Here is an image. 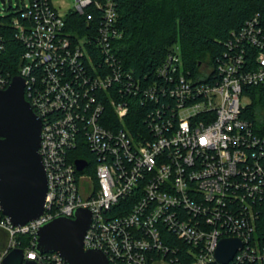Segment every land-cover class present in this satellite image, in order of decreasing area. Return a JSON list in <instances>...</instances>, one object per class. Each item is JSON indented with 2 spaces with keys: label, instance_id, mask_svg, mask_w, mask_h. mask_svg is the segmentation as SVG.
I'll list each match as a JSON object with an SVG mask.
<instances>
[{
  "label": "built area",
  "instance_id": "2783aa9c",
  "mask_svg": "<svg viewBox=\"0 0 264 264\" xmlns=\"http://www.w3.org/2000/svg\"><path fill=\"white\" fill-rule=\"evenodd\" d=\"M118 1L75 0L62 15L55 0H30L13 19L24 47L16 76L42 120L48 196L42 216L22 227L0 206V229L9 236L0 264L22 249L19 236L30 237L25 260L68 264L38 252L37 233L82 208L92 213L85 249L101 250L109 264H220L216 251L230 238L243 243L230 264H264V241L255 234L264 136L242 118L245 87L264 85L260 17L228 43L216 69L203 65L192 76L174 45L150 80L119 56ZM5 50L0 41L2 90L16 77L2 66ZM138 104L154 108L139 136L129 126ZM78 160L87 163L82 171Z\"/></svg>",
  "mask_w": 264,
  "mask_h": 264
},
{
  "label": "trees",
  "instance_id": "16d2710c",
  "mask_svg": "<svg viewBox=\"0 0 264 264\" xmlns=\"http://www.w3.org/2000/svg\"><path fill=\"white\" fill-rule=\"evenodd\" d=\"M18 11H22L19 3L17 9L6 2L0 6V41L6 44L2 66L12 76L19 73L24 52L13 27ZM118 13L123 32L117 47L119 56L127 70L138 77L147 75L150 80L156 78L157 69L174 45L180 48L184 70L199 76L203 65L216 69L223 62L228 43H235L236 35L249 20L259 16L264 29V0H119ZM76 23L86 28L84 19L77 15ZM251 52L249 49L247 55ZM244 93L251 102L242 118L264 136V85L245 87ZM153 110L139 104L133 107L129 126L135 135L148 128L145 120ZM255 210V234L259 241H264V203L256 204ZM5 240L6 234L2 233L0 252L6 246ZM18 240L21 248L26 249L30 237L19 236Z\"/></svg>",
  "mask_w": 264,
  "mask_h": 264
},
{
  "label": "water",
  "instance_id": "95a60500",
  "mask_svg": "<svg viewBox=\"0 0 264 264\" xmlns=\"http://www.w3.org/2000/svg\"><path fill=\"white\" fill-rule=\"evenodd\" d=\"M5 3V0H2ZM25 80L19 76L5 90L0 89V206L15 227L42 216L48 196V180L39 152L42 120L25 97ZM79 171L87 163L76 162ZM92 223L89 209H79L75 219L57 218L40 228L37 251L58 253L68 264H109L98 249H85ZM243 247L239 239H224L216 251L220 264H230ZM24 250L13 249L2 264H36L25 260Z\"/></svg>",
  "mask_w": 264,
  "mask_h": 264
},
{
  "label": "rangeland",
  "instance_id": "374dc122",
  "mask_svg": "<svg viewBox=\"0 0 264 264\" xmlns=\"http://www.w3.org/2000/svg\"><path fill=\"white\" fill-rule=\"evenodd\" d=\"M5 2L8 5L11 3L13 8L17 9L18 3L21 5V7H23L24 4L30 3V0H5ZM55 3L59 8L60 14H62V15H65L67 12L73 10L75 8V5H76L75 0H55ZM0 6L1 7L4 6V4L2 3V0H0ZM3 14L6 15L8 13L4 12ZM207 68H208V65L205 64L203 67V70L205 71V70H207ZM250 102H251L250 99H243V104H245V105L250 104ZM2 233L6 234L5 242H6V246H7L9 236L4 230L0 229V235H2ZM5 247H3V249H5Z\"/></svg>",
  "mask_w": 264,
  "mask_h": 264
}]
</instances>
